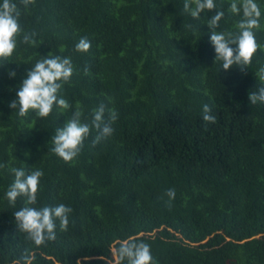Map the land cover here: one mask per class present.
I'll return each instance as SVG.
<instances>
[{
  "label": "trees",
  "instance_id": "trees-1",
  "mask_svg": "<svg viewBox=\"0 0 264 264\" xmlns=\"http://www.w3.org/2000/svg\"><path fill=\"white\" fill-rule=\"evenodd\" d=\"M197 19L184 0H20V22L37 43L17 37L0 60V264H121L129 237L151 245L158 264H264V104L248 93L264 86V23L249 65L229 71L214 61L211 31H234L231 0ZM264 7V5H262ZM224 11L216 28L208 20ZM84 37L86 52L75 45ZM70 56L63 86L69 109L48 117L8 107L42 56ZM8 69H14L10 78ZM116 109L115 132L64 161L52 151L57 127L77 108ZM212 106L214 122L202 119ZM12 166L44 173L38 203L72 208L67 230L37 246L16 227L25 198L9 203ZM176 191L169 201L166 192Z\"/></svg>",
  "mask_w": 264,
  "mask_h": 264
},
{
  "label": "clouds",
  "instance_id": "clouds-1",
  "mask_svg": "<svg viewBox=\"0 0 264 264\" xmlns=\"http://www.w3.org/2000/svg\"><path fill=\"white\" fill-rule=\"evenodd\" d=\"M24 8L29 6L30 0H20ZM264 0H231L229 5L233 14L238 16L234 31H216L209 34V42L215 53L214 61L220 62L221 69L226 72L230 69L251 63L253 55L260 45L257 42L256 32L264 23ZM217 7L216 0H184V11L193 19L201 16L205 10ZM225 13L218 10L208 20L210 28H216ZM21 10L17 0H0V60L13 55L18 46L17 37L23 33L21 42L35 45L34 31H25L20 22ZM91 47V42L82 37L75 45L77 51L86 52ZM261 71H264L262 69ZM74 66L70 56L51 55L42 56L26 72L16 88L15 98L8 107L18 110V115L23 117L32 110L39 117H48L55 109H69V101L61 94L63 86L70 81ZM10 78H15L14 69H8ZM264 79V76L261 77ZM251 104H264V86L248 93ZM82 110L77 108L71 118L67 119L62 127H57L52 137V151L64 161L73 160L81 151L86 138L93 130L96 135L93 144H98L103 138L115 132L114 122L118 119L116 109L101 102L91 109L90 116L82 118ZM202 119L214 122L216 116L212 106L203 105ZM5 165H0L4 167ZM9 171L14 175L13 182L8 186L4 195L11 204H15L18 197L25 198L24 206L14 213L16 227L27 234L35 245L40 246L48 241H53L57 236V229L67 230L70 223L72 208L65 203L44 204L38 203L37 193L40 190L41 178L44 173L37 168L26 171L24 167L12 166ZM166 195L171 201L176 191L169 188ZM117 257L121 264H158L153 255L151 245L143 240L133 237L122 241L118 247ZM24 264H31L30 256H21Z\"/></svg>",
  "mask_w": 264,
  "mask_h": 264
}]
</instances>
